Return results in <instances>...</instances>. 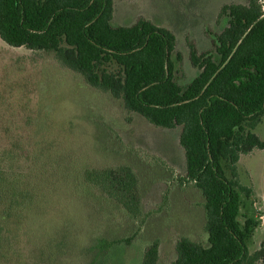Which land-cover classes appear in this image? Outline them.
<instances>
[{
  "label": "rangeland",
  "instance_id": "374dc122",
  "mask_svg": "<svg viewBox=\"0 0 264 264\" xmlns=\"http://www.w3.org/2000/svg\"><path fill=\"white\" fill-rule=\"evenodd\" d=\"M246 3L113 0L112 23L131 26L142 18L171 32L174 80L183 87L198 74L189 45L198 55L213 51L212 36L226 26L221 7ZM180 131L129 112L54 52L0 39V211L12 204L0 234V264H141L154 243L157 264H170L180 238L207 246L204 199L182 179ZM251 132L264 141V113ZM223 165L226 178L246 189L238 220L254 223L246 243L252 254L264 237V150L241 154L234 174ZM119 168L137 181L132 212L86 181L90 170ZM100 240L113 244L104 250Z\"/></svg>",
  "mask_w": 264,
  "mask_h": 264
},
{
  "label": "trees",
  "instance_id": "16d2710c",
  "mask_svg": "<svg viewBox=\"0 0 264 264\" xmlns=\"http://www.w3.org/2000/svg\"><path fill=\"white\" fill-rule=\"evenodd\" d=\"M112 15L113 0H0V39L13 48L52 51L129 112L155 127H180L182 179L204 199L207 246L180 238L170 264H264V237L250 254L246 243L254 223L242 226L238 220L246 189L226 178L223 165L234 174L241 154L264 150V141L251 132L264 113V0L221 7L226 26L212 36L213 51L198 55L189 45L198 74L183 87L174 80V35L142 18L115 26ZM85 176L133 211L137 181L129 169L90 170ZM4 207L0 234L12 204ZM101 243L104 250L113 244ZM158 255V246L149 245L141 264H157Z\"/></svg>",
  "mask_w": 264,
  "mask_h": 264
}]
</instances>
